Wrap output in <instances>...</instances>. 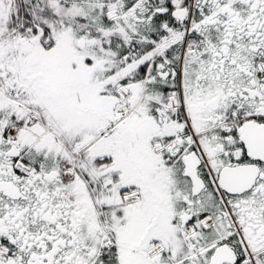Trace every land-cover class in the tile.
<instances>
[{"label": "snow or ice", "instance_id": "obj_1", "mask_svg": "<svg viewBox=\"0 0 264 264\" xmlns=\"http://www.w3.org/2000/svg\"><path fill=\"white\" fill-rule=\"evenodd\" d=\"M0 264H264V0H0Z\"/></svg>", "mask_w": 264, "mask_h": 264}]
</instances>
